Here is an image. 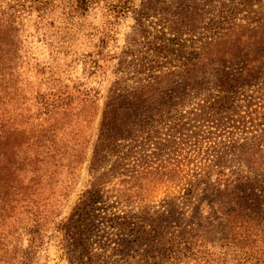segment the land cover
<instances>
[{"label":"rangeland","instance_id":"1","mask_svg":"<svg viewBox=\"0 0 264 264\" xmlns=\"http://www.w3.org/2000/svg\"><path fill=\"white\" fill-rule=\"evenodd\" d=\"M129 2L121 15L102 3L81 12L74 0H0V131L43 162H52L42 146L47 138L64 152L53 161L52 184L44 177L37 186L54 214L30 248V264H71L66 230L55 223L71 216L91 182L105 211L90 239L107 244H94V252L142 264L149 252L173 246L179 253L170 264H264V28H253L251 46L213 45L190 66L189 49L168 39L173 19L185 14L201 31L222 3L232 10L231 1ZM251 3L264 15V0ZM154 76L161 82L148 88L152 98L122 114V133L96 152L111 92L126 94ZM224 93L232 97L229 109L200 106ZM44 99L58 106L47 110ZM68 160L81 163L66 177ZM113 216L121 225L109 224ZM15 223L21 233L8 237L9 246L27 250L25 221Z\"/></svg>","mask_w":264,"mask_h":264},{"label":"trees","instance_id":"2","mask_svg":"<svg viewBox=\"0 0 264 264\" xmlns=\"http://www.w3.org/2000/svg\"><path fill=\"white\" fill-rule=\"evenodd\" d=\"M25 1V0H23ZM30 3L44 2V0H27ZM130 0H117L116 2H108L106 0H74V11L85 12L86 10L96 6L103 5L106 8L108 6L113 9H117V12H121V15L131 9ZM232 3V10L226 8V4L222 3V8L219 13L214 17L209 18L207 26L204 30H196L193 26H189L187 23L186 15H177L173 19L172 33L169 31V41H171L175 47H187L189 49V56L187 62L189 65H196L208 57L205 56L206 50L210 46H231L228 48H245L254 44V31L253 28H264V15L259 14L253 8L251 0H230ZM35 3H33L35 5ZM238 4V6H237ZM32 5V4H30ZM108 5V6H107ZM239 12H242V16H236ZM123 13V14H122ZM217 17V18H215ZM164 19L161 24L164 25ZM241 20H244L242 22ZM252 23L257 24L252 26ZM260 24L259 27H257ZM202 29V27H201ZM249 58V56L247 57ZM185 62V65L186 63ZM248 64L251 61H246ZM184 65V66H185ZM252 69L251 67H248ZM184 79H195L193 76H181ZM143 83L140 81V85L133 87V91L126 94H120L115 91L111 92L108 100L103 104V116L99 128V143L98 149L94 147V152L99 150V147L109 145V142L113 141L118 133H122L124 119L122 114L130 112L132 109L138 107L147 98H152L149 95V89L156 87L154 84H159L161 79H156V76L150 78H143ZM242 85L246 82L243 79H236L235 83L239 81ZM224 87V86H223ZM232 86L227 88L230 89ZM42 105L48 106L47 110H52L57 104H51L48 100H41ZM232 102L231 95L226 93L216 95V98H206L200 106H206L213 112H219L220 110H227L230 108ZM52 114H50L51 116ZM10 132L1 130L0 138H4L2 141V148L0 149L1 164H0V264H30L29 253L30 248L35 245L37 240L42 241L43 226L51 220L52 214H54L52 208L47 207L49 203H42L39 201L38 194L40 190H37V186H43V179L47 177L49 185L52 184L53 176L55 172V165L53 161L55 156L60 154L58 160L64 158V152H60L58 148L48 138L42 143V146L48 149L50 152L49 159L51 163L43 162L44 158H39L37 153L33 157L26 155V149L24 143L19 140L11 142ZM218 164L221 165L220 159H217ZM78 162V163H77ZM68 160L70 164L68 167V174H72V171L80 167V160ZM92 167L96 164L95 155L91 158ZM22 172L27 175L29 179L24 182L19 179L18 176ZM218 173L220 170L217 171ZM73 177L66 180L64 183L65 190L71 189ZM95 182V181H94ZM52 192L50 193V195ZM61 195L67 196V193ZM64 199V198H63ZM102 196L100 189H98L93 182H91L90 188L84 191V194L80 198V202L73 208L74 212L71 216L62 221L60 219L55 223V229L65 228L66 234L69 238V244L72 246L69 249L68 259L71 264H125L124 262H118L113 260L110 256L102 255V253L94 252V244L98 249L107 247L106 242L99 240L91 241L90 234L93 227L102 222L104 218L103 211L104 206H101ZM49 211V212H47ZM120 216H113L108 218L109 224L112 221L117 222ZM121 218V217H120ZM10 220L20 222L25 221L23 230L28 234L29 245L28 249L19 250L17 245L9 246L8 237L11 236L18 240L20 236L19 228L17 224H11ZM20 220V221H19ZM121 225V222H117ZM110 226V225H109ZM26 227V228H25ZM146 232L144 229H136V233ZM118 247L122 246L120 251L122 253L125 250V239L121 238ZM103 250L101 252H103ZM128 253V252H127ZM179 250L173 246L165 248L162 246L158 248L156 252H149L142 264H170V259H173L178 255ZM91 256H95L94 260H91ZM107 257V258H106ZM88 260V262L86 260ZM138 264V263H136Z\"/></svg>","mask_w":264,"mask_h":264}]
</instances>
